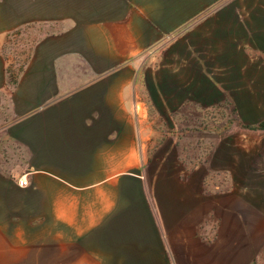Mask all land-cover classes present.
Wrapping results in <instances>:
<instances>
[{"label": "crops", "instance_id": "1", "mask_svg": "<svg viewBox=\"0 0 264 264\" xmlns=\"http://www.w3.org/2000/svg\"><path fill=\"white\" fill-rule=\"evenodd\" d=\"M223 1L92 0L78 17L70 1L60 14L61 0H26L19 17L0 11V42L31 20L68 24L40 39L12 90L0 82L5 151L20 164L0 173V264L249 262L245 224L205 242L189 219L174 229L155 222L156 210L152 222L149 209L123 202L126 185L141 183L138 172H126L139 167V131L125 120L135 61Z\"/></svg>", "mask_w": 264, "mask_h": 264}, {"label": "rangeland", "instance_id": "2", "mask_svg": "<svg viewBox=\"0 0 264 264\" xmlns=\"http://www.w3.org/2000/svg\"><path fill=\"white\" fill-rule=\"evenodd\" d=\"M25 1L0 0V11L19 17ZM69 1L78 17L92 3L61 0L60 14ZM67 25L31 20L8 31L0 42V82L12 90L40 39ZM152 45L127 80L125 120L139 131V167L126 172H138L141 183L126 185L124 205L149 209L152 222L156 210V223L178 230L189 219L205 242L245 224L253 234L247 264H264V130L257 129L264 122V0H224ZM6 102L1 92L0 125ZM7 142L0 129L2 176L20 166Z\"/></svg>", "mask_w": 264, "mask_h": 264}, {"label": "built area", "instance_id": "3", "mask_svg": "<svg viewBox=\"0 0 264 264\" xmlns=\"http://www.w3.org/2000/svg\"><path fill=\"white\" fill-rule=\"evenodd\" d=\"M19 186H26L27 185V182H26V180L25 179H23V178H20L19 180H18V183H17Z\"/></svg>", "mask_w": 264, "mask_h": 264}, {"label": "trees", "instance_id": "4", "mask_svg": "<svg viewBox=\"0 0 264 264\" xmlns=\"http://www.w3.org/2000/svg\"><path fill=\"white\" fill-rule=\"evenodd\" d=\"M257 129L264 130V122L257 125Z\"/></svg>", "mask_w": 264, "mask_h": 264}]
</instances>
